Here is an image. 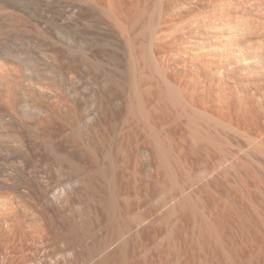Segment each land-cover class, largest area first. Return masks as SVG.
I'll return each mask as SVG.
<instances>
[{
	"label": "bare ground",
	"instance_id": "bare-ground-1",
	"mask_svg": "<svg viewBox=\"0 0 264 264\" xmlns=\"http://www.w3.org/2000/svg\"><path fill=\"white\" fill-rule=\"evenodd\" d=\"M208 5L158 0L156 41L136 46L130 0H0V264H111L124 255L121 158H142L149 180L154 166L166 167L159 137L132 150V134L156 133L165 101L174 102L170 85L194 105L168 32L187 21L193 42L194 14ZM220 17L207 16L199 42L231 30Z\"/></svg>",
	"mask_w": 264,
	"mask_h": 264
},
{
	"label": "rangeland",
	"instance_id": "rangeland-1",
	"mask_svg": "<svg viewBox=\"0 0 264 264\" xmlns=\"http://www.w3.org/2000/svg\"><path fill=\"white\" fill-rule=\"evenodd\" d=\"M208 1V14H194L193 42L187 21L168 32L172 67L185 83L191 73L194 105L170 85L174 102L165 101L156 133L132 134V150L159 137L166 167L154 166L149 180L142 158H121L118 225L131 242L111 264H264V0ZM157 2L130 0L133 45L156 41ZM208 15L231 30L202 43Z\"/></svg>",
	"mask_w": 264,
	"mask_h": 264
}]
</instances>
